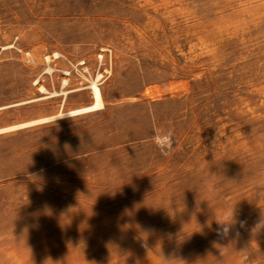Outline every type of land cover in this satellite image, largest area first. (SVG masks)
Listing matches in <instances>:
<instances>
[{
    "label": "rangeland",
    "instance_id": "374dc122",
    "mask_svg": "<svg viewBox=\"0 0 264 264\" xmlns=\"http://www.w3.org/2000/svg\"><path fill=\"white\" fill-rule=\"evenodd\" d=\"M146 257L264 264V0H0V264Z\"/></svg>",
    "mask_w": 264,
    "mask_h": 264
},
{
    "label": "bare ground",
    "instance_id": "6f19581e",
    "mask_svg": "<svg viewBox=\"0 0 264 264\" xmlns=\"http://www.w3.org/2000/svg\"><path fill=\"white\" fill-rule=\"evenodd\" d=\"M162 30V29H161ZM52 57H57V58H60L61 57V55H60V53H58V52H55L53 55H52ZM47 59L49 60L50 59V56H47ZM48 69H51V71L49 72L48 71ZM53 71H54V68L51 66V65H49L48 67H47V72L49 73V74H51V73H53ZM99 77H102V74H100V73H98V78L97 79H93L91 82H90V85H88V87L91 89V93H92V101L90 102V103H88V104H86V105H83V106H81V107H79V108H75V109H72V110H70V111H68L67 112V114H69V115H71V116H75V115H81V114H84V113H91V112H93V111H98V110H101V109H103L104 107H105V100H104V93H103V90H102V88L100 87V84L98 83V79H99ZM66 81V80H65ZM94 82V83H93ZM63 84L65 85V82H63ZM39 89H41L42 91H45V90H47L46 88H45V86H43V85H41L40 87H39ZM149 91V90H148ZM47 92V91H46ZM57 91H55L54 93H56ZM150 92V91H149ZM151 93V92H150ZM152 93H153V91H152ZM59 94V93H58ZM80 94V93H79ZM149 94V93H148ZM150 96H151V94H149ZM62 115H64L63 113H61V114H58V115H53V116H49V117H45V118H41V119H38V120H35V121H31V122H28V123H24V124H21V126H24V125H26V124H31V123H35V122H39V121H45V120H50V119H54V118H57V117H60V116H62ZM14 127H16V126H11V127H7V128H3V129H1L2 131L3 130H7V129H11V128H14ZM210 216V215H209ZM211 223H212V221H211ZM129 226H131V225H129ZM131 228H133V227H131ZM130 228V229H131ZM230 228V227H229ZM232 228V227H231ZM235 230V229H234ZM233 230V231H234ZM142 231V230H141ZM124 232H126L125 230H124ZM140 233V232H139ZM235 233V232H234ZM124 235V234H123ZM130 235H133L132 233L130 234ZM138 235V234H137ZM136 235V236H137ZM140 235H141V233H140ZM140 235H138V236H140ZM127 236V235H126ZM142 236V235H141ZM140 236V237H141ZM139 237V238H140ZM143 237V236H142ZM130 239H132V238H130ZM142 239V238H141ZM140 239V240H141ZM127 240V239H126ZM146 240V239H145ZM137 241V240H136ZM144 242V241H143ZM127 244V243H126ZM133 244H135V243H133ZM142 244V243H141ZM135 245H137V244H135ZM139 245V244H138ZM147 245V244H146ZM143 252H144V250H143ZM146 252H148V251H146ZM146 254V253H145ZM147 255V254H146ZM143 258V257H142ZM172 260V259H171ZM67 261V260H66ZM159 261V260H158ZM70 262V261H69ZM68 263V262H67ZM157 263V260L155 259V258H150V257H146L145 259H143V261H142V264H156ZM73 264V263H72Z\"/></svg>",
    "mask_w": 264,
    "mask_h": 264
},
{
    "label": "built area",
    "instance_id": "2783aa9c",
    "mask_svg": "<svg viewBox=\"0 0 264 264\" xmlns=\"http://www.w3.org/2000/svg\"><path fill=\"white\" fill-rule=\"evenodd\" d=\"M54 58L55 57L50 56V59L48 60V62H51ZM85 65L86 63L84 61H81L77 66H80V68H83L84 71H87L88 68ZM70 76H71V71L69 70L63 71V82H65V85H68ZM102 77H103V74H102Z\"/></svg>",
    "mask_w": 264,
    "mask_h": 264
}]
</instances>
